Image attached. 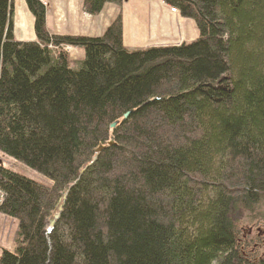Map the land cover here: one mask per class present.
Returning a JSON list of instances; mask_svg holds the SVG:
<instances>
[{
    "label": "trees",
    "instance_id": "obj_1",
    "mask_svg": "<svg viewBox=\"0 0 264 264\" xmlns=\"http://www.w3.org/2000/svg\"><path fill=\"white\" fill-rule=\"evenodd\" d=\"M165 1L197 36L128 49L120 13L98 36L51 34L42 0H25L35 40H15L0 0V150L51 180L0 165L18 222L0 264H264L237 233L264 220V0ZM106 2L122 0L83 10Z\"/></svg>",
    "mask_w": 264,
    "mask_h": 264
},
{
    "label": "crops",
    "instance_id": "obj_2",
    "mask_svg": "<svg viewBox=\"0 0 264 264\" xmlns=\"http://www.w3.org/2000/svg\"><path fill=\"white\" fill-rule=\"evenodd\" d=\"M18 1L21 4L19 6ZM42 1L46 4L45 26L50 33L98 36L118 13L122 16L123 43L129 49L131 46L125 43L127 36H130L128 41H134L136 44H142V41L146 40L145 46H135L134 49L181 42L187 39L183 37L185 35L183 28L189 26L188 24H191L193 38L198 33L192 19L171 12L164 0H123L120 5L106 3L96 14H89L83 10V0ZM24 13L27 14L29 34L23 32L25 23L22 14ZM129 18L131 22H127ZM12 34L17 40H31L35 37L33 16L24 0H13ZM78 50L73 47L70 53L76 55Z\"/></svg>",
    "mask_w": 264,
    "mask_h": 264
},
{
    "label": "rangeland",
    "instance_id": "obj_3",
    "mask_svg": "<svg viewBox=\"0 0 264 264\" xmlns=\"http://www.w3.org/2000/svg\"><path fill=\"white\" fill-rule=\"evenodd\" d=\"M17 3L19 6L20 2L18 1ZM106 3L108 4L109 2H106ZM12 7H13V4H12ZM177 11H179L178 8H177ZM178 13L179 12H177V15ZM22 17L25 23L23 32L26 34H29V27L27 25V14L25 13L22 14ZM127 22H131V18H129V21ZM188 25L189 26L186 25L183 28V31L185 32V35H183V37L187 38L181 41L183 43L190 42L191 39L193 38V36L191 35L192 30L190 29L191 24H188ZM26 36L28 37L29 35H26ZM129 38L130 36H127L125 43L128 46H131V48L135 46L141 47L142 45L145 46V44H147L146 40L142 41V44H136L134 41H128ZM173 43L175 42H172L170 44H173ZM76 48L79 49L76 55L75 54L72 55L70 52L68 54L71 59H75L76 61L82 60L84 57L83 47H75V49ZM71 56H76V57L72 58ZM73 66H76V63H74ZM110 128L112 131L113 127L111 125H110ZM0 165L5 168L11 169L12 171L17 172L30 179H33L39 183L49 185V186L51 185V180L46 175L26 165L22 161L9 156L8 154L2 152L1 150H0ZM1 197H2V194L0 192V200H1ZM56 210L57 209H55L54 214L52 218L49 219V221H51L56 215ZM250 217L251 215L240 220L237 223V233H238L239 242H240L241 247L245 249V252L247 251L246 253H248L249 258L252 260V262L256 263L257 259H259L260 256H264V220L259 221L258 219H250ZM49 221L46 223L47 227L52 225L50 224ZM17 225H18V222L16 218L10 217L0 212V256L2 254V249H7L11 251L14 249Z\"/></svg>",
    "mask_w": 264,
    "mask_h": 264
},
{
    "label": "water",
    "instance_id": "obj_4",
    "mask_svg": "<svg viewBox=\"0 0 264 264\" xmlns=\"http://www.w3.org/2000/svg\"><path fill=\"white\" fill-rule=\"evenodd\" d=\"M127 113H128V112H125V113H124V116H126ZM115 124H116V121L113 122V123H111V126L114 127ZM113 143H114V141H113L112 137H110V139L107 141V144H108V145H111V144H113ZM103 147H104V145H98V146L95 148V151L98 152V151H100ZM64 196H65V194H64ZM64 196H63V197H64ZM57 209H58V210H61V209H62V203H58V204H57ZM56 214H57V213H56ZM56 216H57V215H55L54 218H56Z\"/></svg>",
    "mask_w": 264,
    "mask_h": 264
},
{
    "label": "bare ground",
    "instance_id": "obj_5",
    "mask_svg": "<svg viewBox=\"0 0 264 264\" xmlns=\"http://www.w3.org/2000/svg\"><path fill=\"white\" fill-rule=\"evenodd\" d=\"M73 47H75L74 45H70V44H66V45H64L62 48L65 50V51H67V50H69V49H71V48H73ZM64 194H66V192H64L63 193V196H64ZM65 197V196H64ZM63 197V198H64Z\"/></svg>",
    "mask_w": 264,
    "mask_h": 264
}]
</instances>
